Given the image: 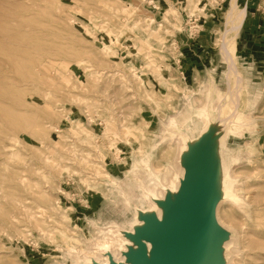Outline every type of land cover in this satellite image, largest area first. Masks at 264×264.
Masks as SVG:
<instances>
[{"label":"rangeland","instance_id":"1","mask_svg":"<svg viewBox=\"0 0 264 264\" xmlns=\"http://www.w3.org/2000/svg\"><path fill=\"white\" fill-rule=\"evenodd\" d=\"M230 2L0 0V264H84L110 226L129 229L134 208L150 209L146 193L158 195L179 161L172 119L193 140L208 135L195 141L205 155L195 212L217 214L220 241L231 239L228 264H264V0H238L246 8L233 34L243 125L208 132L229 112L226 100L205 125L196 112L211 98V75L216 106L228 92L222 50ZM169 5L175 12L167 13ZM145 43L152 48L137 54ZM148 54L170 87L147 67ZM77 122L90 135L76 137ZM127 125L141 126L146 137H128ZM185 180L186 170L182 186ZM230 185L238 201L226 200ZM64 210L73 223L62 220ZM57 220L73 238H62Z\"/></svg>","mask_w":264,"mask_h":264},{"label":"bare ground","instance_id":"2","mask_svg":"<svg viewBox=\"0 0 264 264\" xmlns=\"http://www.w3.org/2000/svg\"><path fill=\"white\" fill-rule=\"evenodd\" d=\"M174 8H172V6L169 5L168 10H166L167 13L169 14L171 12H175ZM245 17H246V8H240L238 0H231L230 8L228 9V11L226 13V24L229 25V27L227 29L226 34L224 35L226 40L223 39V40H225V42H223L225 44H224V47L222 50V51H224V54H223V52H222V54L225 56L226 62H227L226 79H227V83H228V92L223 98L222 97L220 98V101H221L220 105L216 106V104H214V102H213V95L215 92L219 93V90L216 86V80L214 78V75H211L212 87L209 89V91H211L210 92L211 98L207 99L206 102L203 103L204 106L202 107V109L200 111L195 110L197 112V115H199L201 121L205 125L209 120H211V117L213 114L212 112L216 108H221L223 106L225 100L229 101V103H230L229 112L224 116L218 114L220 117H219V119L217 118L218 120L216 123H214V122L212 123L211 129H210V131H208L210 134L213 131H215L216 128H220V126H223V124H226L227 122L232 123V126H233L232 128H234L235 126L241 127L243 125L242 119L245 118V115L237 109L238 108L237 107L238 106V99H239V95L241 92V86L239 83L242 82V79L240 78L239 71H238V69H236V65H235L236 63H235L234 54H233L235 52V40H234L235 37H233V34L235 36V34H237L239 32V30L241 29V27L244 23ZM70 19H72V17ZM151 20H152V22H154L153 19H151ZM159 27H162V25H159ZM85 29L88 30V32H90L87 27H85ZM126 31H128V30H125V29L119 30V32L117 33V37H116L117 41L120 39L121 36H123L126 33ZM229 34H232V36H228ZM135 36H137L136 32L134 30H131V35L129 36V39L136 41ZM232 37H233V39H232ZM103 45H104V47H103L104 49L109 50V45H107L106 43H103ZM135 45H137V44H135ZM145 47L152 48V46L150 44L145 43V45L142 47L137 46L136 53L140 55L145 50ZM145 57L149 60L147 67H150L151 69H153L154 73L159 74L160 80L163 79L164 81L169 83L170 79H167L162 74H160L161 65L157 62V60L154 58V56L152 54L151 55L148 54V55H145ZM138 72H139L138 69H134V76L141 81V84L144 85V83L146 81L144 80L142 75L139 74L140 72L139 73ZM228 76H230V79L228 78ZM234 77H236L238 79V83H237V85L232 86L231 84H229V82L231 80L235 79ZM170 86L171 85L169 83V87ZM173 88L177 89L178 85L174 83ZM148 95L150 98H154L157 95V93L154 90H149ZM103 122L105 125L104 129L107 132L109 130L108 129L109 120L107 118H103ZM76 124H77L76 127L71 126V129H70L71 132L76 137H78V136L81 137L82 134L87 135V136L90 135V132H91L90 130H86V129L82 128V125L79 122H77ZM148 124L149 123H147L146 125H148ZM179 124L180 123H178V121L176 119H172L171 126L169 127L171 129L173 135L177 134L179 136V138H178V144H179L178 160L179 161L177 162V165H175V167H173V170L171 171L170 181L168 180L169 182L166 181L167 183L163 184V188L158 195L154 194V192L149 193L147 190L148 193H146L145 199L149 200L150 204H148V205H149L150 209H140L139 207H135L134 208L135 209V220L129 229L110 226V228L107 230L108 232L105 231L103 236H102V239L98 240V243L96 244V246L93 249L94 251L93 252L90 251L88 254L85 255L84 264H142L143 256H145L147 258V260L149 261L150 264H153L157 250L160 246L159 241L157 240L158 239L157 236L159 234L169 232L171 229V226H172V217H173L175 212L171 208V205H172V203L177 202L180 187H182L181 182H182L183 177L185 175L186 163H187L188 159L190 158L192 152H194V150L195 151L199 150L198 144L200 143V141L203 138L205 139L208 136V135H204L205 133L204 134L199 133V136L195 140H193L190 137V135L186 134L184 131L179 129ZM185 124L186 123H184L183 125H185ZM232 131L234 132L235 130L232 129ZM230 132H231V129H230ZM126 135L128 137L135 139V140L139 139L140 137H146L145 133H143V128L139 125H127L126 126ZM116 137H117V135H116ZM206 140H203V141H206ZM208 140H210V139H208ZM195 141H197L198 144H196ZM88 143H90V141H88ZM116 145L117 144H115V141L109 142V147L118 153L119 149ZM137 150L142 156L147 155L148 150H145L142 146H140ZM101 154H102L101 157L103 159L106 158V155H104L102 152H101ZM146 158H147V156H146ZM125 161L131 162L129 157H127ZM143 161H146V160L143 158ZM142 163L146 165V162H142ZM137 165H138L137 167H140L138 163H137ZM135 166H136V164H135ZM212 166H213V164H212ZM102 173H103V176L108 175V173H105V172H102ZM154 173L156 175L157 171H155ZM168 174H170V173H168ZM156 176L161 181L169 178V176L167 174L163 177L162 176L160 177L158 174ZM234 176H236V175H234ZM144 191H145V189H144ZM227 191L229 192V194H228V197L226 198V200H228V199L233 200V201L237 200V197L235 195V186L230 185V187L228 188ZM127 200L129 201V203L131 202V199H129V198H127ZM129 206H131V205H129ZM60 207L61 206L59 204V206H57L55 209L56 210L62 209V207L61 208ZM213 217H214V225L216 228L223 226L222 223L219 221L217 214H214ZM61 218H62V220L66 221L68 223H73V217L66 210H64V213L61 214ZM57 223L62 228V229L61 228L57 229V232H59V234L62 236V238H64V239L70 238L71 236L68 234V228L59 220H57ZM210 236H211V234L209 233V235H208L209 239H210ZM71 238H73V237H71ZM76 240L80 241L81 239L80 240L76 239ZM223 241L222 242L218 241L215 244H209V246L205 250V254H204V256L206 258L205 264H228L229 257L227 259L226 256H228L230 254L229 245L231 243L230 242L231 239H229L228 241H225V242H223ZM74 242H75V240H74ZM226 259H227V262H225Z\"/></svg>","mask_w":264,"mask_h":264},{"label":"water","instance_id":"3","mask_svg":"<svg viewBox=\"0 0 264 264\" xmlns=\"http://www.w3.org/2000/svg\"><path fill=\"white\" fill-rule=\"evenodd\" d=\"M200 150H194L189 158L185 183L177 202L171 205L175 212L171 229L157 236L160 246L153 264H205V250L220 241L211 207L206 212H195V185L202 179L199 172L205 158ZM142 264H150L145 256Z\"/></svg>","mask_w":264,"mask_h":264},{"label":"crops","instance_id":"4","mask_svg":"<svg viewBox=\"0 0 264 264\" xmlns=\"http://www.w3.org/2000/svg\"><path fill=\"white\" fill-rule=\"evenodd\" d=\"M243 29V28H242ZM199 47H203L202 44ZM238 51V50H237ZM200 77V75H198ZM198 77H195V79L197 80ZM178 85V84H177Z\"/></svg>","mask_w":264,"mask_h":264}]
</instances>
